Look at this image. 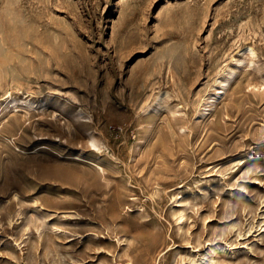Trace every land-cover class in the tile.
<instances>
[{
    "label": "rangeland",
    "instance_id": "374dc122",
    "mask_svg": "<svg viewBox=\"0 0 264 264\" xmlns=\"http://www.w3.org/2000/svg\"><path fill=\"white\" fill-rule=\"evenodd\" d=\"M0 264H264V0H0Z\"/></svg>",
    "mask_w": 264,
    "mask_h": 264
},
{
    "label": "bare ground",
    "instance_id": "6f19581e",
    "mask_svg": "<svg viewBox=\"0 0 264 264\" xmlns=\"http://www.w3.org/2000/svg\"><path fill=\"white\" fill-rule=\"evenodd\" d=\"M247 49H250V50H252V51H253V48H252V47H250V46H248V47H247ZM225 82H227V79H226V80H223V81H221V83L223 84V86L225 85ZM218 93H220V92H218ZM218 93H217V94H218ZM96 140H97V139H96V137H95V136H92V138H91V141L93 142V144H94V145H96Z\"/></svg>",
    "mask_w": 264,
    "mask_h": 264
}]
</instances>
